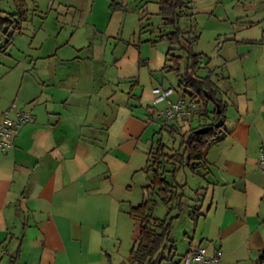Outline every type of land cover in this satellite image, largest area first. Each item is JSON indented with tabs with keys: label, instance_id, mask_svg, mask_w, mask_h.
<instances>
[{
	"label": "crops",
	"instance_id": "crops-1",
	"mask_svg": "<svg viewBox=\"0 0 264 264\" xmlns=\"http://www.w3.org/2000/svg\"><path fill=\"white\" fill-rule=\"evenodd\" d=\"M25 1L48 15L71 10L81 15L80 21L95 15L97 3L110 2ZM126 2L112 0L115 13L122 14ZM47 13L28 15L0 51V120L5 112L14 120L29 114L13 147L0 150V264H101L105 215L115 211L123 223L124 178L147 174L148 153L156 147L149 140L151 125H174L182 133L196 121L166 123L159 113L167 102L157 109L154 100L146 104L151 94L137 96L130 90L126 97L112 89L128 78L124 50L116 56L112 51L118 46L111 44L119 41L124 48L125 27L113 31L95 22L84 31L90 39L105 40L104 53L110 51L106 66L116 70L100 86L92 63L79 57L93 44L72 42L75 32L62 38V28L45 30ZM258 48L256 59L254 50H237L222 75L223 127L205 148L206 173L194 174L185 163L175 175L184 187L181 205L170 214L177 216L170 230L175 253L170 264H184V255L199 247L208 256L218 255V264H264V173L258 169L259 149L264 148V45ZM151 87L158 85L151 82ZM184 95L174 90L169 100L187 99ZM12 103L17 104L14 111ZM160 203L165 218L167 208Z\"/></svg>",
	"mask_w": 264,
	"mask_h": 264
},
{
	"label": "rangeland",
	"instance_id": "rangeland-1",
	"mask_svg": "<svg viewBox=\"0 0 264 264\" xmlns=\"http://www.w3.org/2000/svg\"><path fill=\"white\" fill-rule=\"evenodd\" d=\"M129 1L124 3L122 14L115 13L116 11L110 7L112 0L105 2L106 5L97 3L95 15H83L81 21V15H74L71 10H63L62 15H55V13L48 15L46 10L42 13L35 12L30 3L27 4V12L28 15H46L47 13L45 30L51 33L59 32L62 28L64 30L61 33L62 38L66 34L68 37L70 33L75 32L72 42L76 41L75 44L88 46L93 44L94 48L79 51V57L93 64L90 65L94 66L97 83L100 86L104 85L105 77L114 76L116 70L114 65L106 66L110 59V51L107 48L106 54L104 53L105 40L97 37L90 39L84 31L90 29L88 27H92L95 22L103 25L107 23L113 31L125 27L129 35L127 34L126 42L128 43L125 42L124 48L119 41H112L111 44L118 46L112 51L116 50L114 52L116 56L121 55L124 50L126 56L124 66L127 65L124 67V74L125 78H128L119 86L120 88L118 85H113L112 89L122 90L126 97L127 93H131L130 90L137 96H140L142 92L145 97L151 94V98L147 99L149 101L146 103L150 105L154 100L151 82L158 87H171L180 94L184 90L190 92L188 88L183 90L178 83L179 77L186 72L187 66H191V58L186 50L175 45L174 50L170 51V56H176V59L166 61V53L171 48L167 38L168 33L179 31L185 39H195L191 43V53L199 55L202 65L208 66V69L217 73L212 76V79L217 83L221 91L220 96L225 101L226 98L222 96V92L224 93L226 79L222 75L226 77L229 65L234 63L237 56V50H240V53L254 50L252 59H256V50L264 45V0H181L184 6L175 11L174 21L169 24H165L162 20L159 15V6L154 1L140 0L138 3L135 0ZM14 11L11 0H0V15ZM196 70L199 75L205 74L203 71L206 72L197 67ZM115 94L117 96L118 92L115 91ZM162 106L163 104H159L155 107L158 109ZM149 134L151 136L149 140L154 142V146H157L159 142L163 143L167 151L173 144L177 145L179 142V136L174 137L167 129H163L160 122H153ZM151 174V172L145 174L139 171L124 178V222H119L115 211L105 215L106 219L103 221L105 228L102 233L104 259L101 264H131L129 253L135 227L128 212L132 206L142 201L145 196L143 187L149 182L146 175L151 177ZM155 215L160 218L165 215L164 207L160 202L156 206ZM167 251L168 247L163 254L167 255ZM159 264H167V262L162 260Z\"/></svg>",
	"mask_w": 264,
	"mask_h": 264
},
{
	"label": "trees",
	"instance_id": "trees-1",
	"mask_svg": "<svg viewBox=\"0 0 264 264\" xmlns=\"http://www.w3.org/2000/svg\"><path fill=\"white\" fill-rule=\"evenodd\" d=\"M11 1L15 11L4 16L0 15L1 52L11 44L13 34L20 30L28 16L25 0ZM155 2L159 6V15L165 24L173 23L175 11L184 6V2L181 0H155ZM110 7L114 10L117 5L111 3ZM179 35V31L167 34L171 48L166 53V61L176 59V56H170V51L174 50L175 45L188 52L191 66L188 64L186 72L179 77L178 85L183 90L190 89V92L184 90V96L188 101L196 104V110L192 114L174 118L172 121L195 119L196 122L192 126L188 125V129L182 133L180 128H174V125L167 126L168 132L174 137L178 134V144H173V148L166 151V145L159 142L155 150H150L148 153V165L145 172L152 174L151 177H148L149 183L143 187L145 196L138 205L132 206L128 212L136 225L129 253L131 264H159L162 260H166L167 264H170L173 260L175 253L170 230L172 221L177 216H170V214L175 205H181V191L184 187V184L180 185L176 182L175 175L185 163L194 174L206 173L205 148L216 140L223 127L225 105L220 97L221 91L212 79L213 70L202 65L199 55L191 53V43L195 39L189 40ZM196 67L206 70V72L203 71L205 74L199 75ZM157 198L167 208L165 218L155 215ZM196 217L192 215L194 221ZM167 247V255H164Z\"/></svg>",
	"mask_w": 264,
	"mask_h": 264
},
{
	"label": "built area",
	"instance_id": "built-area-1",
	"mask_svg": "<svg viewBox=\"0 0 264 264\" xmlns=\"http://www.w3.org/2000/svg\"><path fill=\"white\" fill-rule=\"evenodd\" d=\"M154 95V104H160L167 102V107L165 110L159 113L160 117L164 122H169L174 118H180L188 115L191 111L196 110V104L187 99H178L177 101L171 102L169 97L174 93V89L171 87L162 88L156 87L152 89ZM17 104L12 103L10 110H16ZM29 120L28 113L18 114L16 120L9 117L8 113L5 112L1 116L0 120V150L6 151L13 147V138L16 135L18 129ZM258 169L264 173V148L261 147L258 153ZM184 264H198L202 262H207L211 264H218V255L208 256L206 249L199 247L197 249L189 251L184 255L182 259Z\"/></svg>",
	"mask_w": 264,
	"mask_h": 264
}]
</instances>
